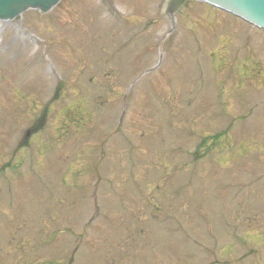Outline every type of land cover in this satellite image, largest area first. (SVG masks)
Wrapping results in <instances>:
<instances>
[{
	"label": "rangeland",
	"instance_id": "1",
	"mask_svg": "<svg viewBox=\"0 0 264 264\" xmlns=\"http://www.w3.org/2000/svg\"><path fill=\"white\" fill-rule=\"evenodd\" d=\"M166 1L3 25L0 264H264V32Z\"/></svg>",
	"mask_w": 264,
	"mask_h": 264
},
{
	"label": "water",
	"instance_id": "2",
	"mask_svg": "<svg viewBox=\"0 0 264 264\" xmlns=\"http://www.w3.org/2000/svg\"><path fill=\"white\" fill-rule=\"evenodd\" d=\"M62 0H0V21L17 25L28 11L47 14ZM189 0H169L167 11L171 15ZM232 14L264 32V0H196Z\"/></svg>",
	"mask_w": 264,
	"mask_h": 264
},
{
	"label": "bare ground",
	"instance_id": "3",
	"mask_svg": "<svg viewBox=\"0 0 264 264\" xmlns=\"http://www.w3.org/2000/svg\"><path fill=\"white\" fill-rule=\"evenodd\" d=\"M3 25H8L6 23H0V34H1V31H2V28H3Z\"/></svg>",
	"mask_w": 264,
	"mask_h": 264
}]
</instances>
